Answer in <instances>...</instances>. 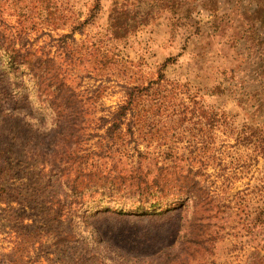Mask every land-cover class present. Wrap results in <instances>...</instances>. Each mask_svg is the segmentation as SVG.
<instances>
[{
	"label": "trees",
	"instance_id": "trees-1",
	"mask_svg": "<svg viewBox=\"0 0 264 264\" xmlns=\"http://www.w3.org/2000/svg\"><path fill=\"white\" fill-rule=\"evenodd\" d=\"M199 1L212 20L228 8L244 20L238 39L244 61L230 70L225 88L264 93V0ZM14 3L11 24L0 0V225L14 237L0 264H199L220 236L215 200L193 167L204 168L207 158L194 152L200 135H214L220 114L162 70L155 79L125 81L122 101L104 107L101 83L80 89V81L69 79L76 67L84 76L113 68L103 41L78 45L74 36L94 21L100 0H92L84 18H70L54 0ZM168 8L167 0H113L104 36L124 39ZM225 88L215 85L209 95ZM249 93L236 95L240 106ZM262 102L263 120L245 126L236 140L264 155ZM170 123L192 136L187 147ZM153 143L165 150H150ZM183 148L191 154L177 151ZM86 212L105 223L93 228L103 253H83L84 234L73 221ZM252 220L261 231L264 207ZM251 255L264 264L257 248Z\"/></svg>",
	"mask_w": 264,
	"mask_h": 264
},
{
	"label": "rangeland",
	"instance_id": "rangeland-1",
	"mask_svg": "<svg viewBox=\"0 0 264 264\" xmlns=\"http://www.w3.org/2000/svg\"><path fill=\"white\" fill-rule=\"evenodd\" d=\"M2 1L6 20L16 24L15 0ZM55 1L70 18H84L92 3V0ZM112 1L100 0V9L94 21L85 27L82 35L75 33L74 36L78 45L103 41V48L107 50L113 68L107 74L94 76L91 73L90 77L84 76V70L76 67L70 72L69 79L80 81V89H93L101 83L105 90L100 103L113 109L123 99L121 85L125 81L155 79L162 70L168 79L186 84L208 109L218 112L220 124L214 135H198L197 145L200 149L194 152L198 157L207 158L204 168L199 164L193 167L201 171L202 175L197 176L200 185L215 200L213 213L217 218L213 221L218 225L221 237L216 240L213 253L206 254L199 264H259L254 262L251 251L257 248L264 254V227L256 231L252 228V219L264 207V155L255 151L250 144H240L236 136L240 130H245V126H254L263 120L261 104L264 93L262 89L225 88L232 84L226 78L230 70L244 61L238 54L245 47L238 41L244 21L240 12L228 8L218 19L212 20L199 0H167L173 8L161 12L149 25L124 39L107 40L104 34ZM29 37L34 35L30 34ZM42 40L40 38L37 43L42 44ZM51 47L46 46V49H51V54L57 51L54 46ZM166 60L169 63L163 67ZM77 74L82 77L75 78ZM233 83L239 85V79H234ZM219 84L225 88L223 93L209 95V89ZM254 86H257L256 83ZM244 90L250 92L249 100L240 106L236 95ZM5 125L8 127L9 123ZM170 126L179 133V140L182 141L179 145L187 147L192 136L174 123H170ZM144 144H140L141 149ZM1 146L0 140V157L4 153ZM154 146L155 143L149 149L156 153L165 150L164 146ZM190 150L183 148L177 151L191 154ZM4 206L0 203V208ZM104 224L96 222L88 212L73 221V226L84 234L82 247L86 255L91 252L103 253V246H98L94 240L93 228L96 225L104 227ZM13 238L9 228L3 229L0 225L1 255L5 256L10 251ZM41 261L45 263L44 258Z\"/></svg>",
	"mask_w": 264,
	"mask_h": 264
}]
</instances>
